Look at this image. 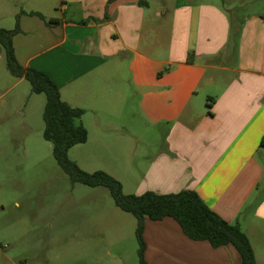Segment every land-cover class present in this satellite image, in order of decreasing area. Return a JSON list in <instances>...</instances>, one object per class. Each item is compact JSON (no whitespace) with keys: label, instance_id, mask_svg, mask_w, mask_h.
I'll use <instances>...</instances> for the list:
<instances>
[{"label":"crops","instance_id":"obj_1","mask_svg":"<svg viewBox=\"0 0 264 264\" xmlns=\"http://www.w3.org/2000/svg\"><path fill=\"white\" fill-rule=\"evenodd\" d=\"M16 27L19 63L84 110L86 143L124 149L101 170L125 195L194 191L240 226L264 264L262 10L234 16L208 0H0V29ZM144 238L148 264H243L234 246L192 240L170 217L148 220Z\"/></svg>","mask_w":264,"mask_h":264},{"label":"rangeland","instance_id":"obj_2","mask_svg":"<svg viewBox=\"0 0 264 264\" xmlns=\"http://www.w3.org/2000/svg\"><path fill=\"white\" fill-rule=\"evenodd\" d=\"M208 1L234 16L264 12V0ZM45 104L44 94L9 73L0 45V264H139L136 218L108 189L74 184L61 170L43 137ZM113 151L88 142L69 157L94 173L125 157Z\"/></svg>","mask_w":264,"mask_h":264},{"label":"trees","instance_id":"obj_3","mask_svg":"<svg viewBox=\"0 0 264 264\" xmlns=\"http://www.w3.org/2000/svg\"><path fill=\"white\" fill-rule=\"evenodd\" d=\"M19 33L18 27L0 29V45L5 53L7 70L15 78L27 80L33 93L46 96L43 137L52 145L53 157L61 170L74 184L108 189L115 205L136 218L139 264H148L144 238L146 222L166 217L177 221L190 239L208 241L214 248L232 245L240 253L243 264H258L251 243L240 226L229 224L217 216L196 192L125 195L122 184L106 172L87 173L72 161L69 151L88 140V132L80 122L85 112L64 102L58 87L45 74L19 63L13 46V38ZM238 36L239 29L233 28L232 40L236 41Z\"/></svg>","mask_w":264,"mask_h":264}]
</instances>
